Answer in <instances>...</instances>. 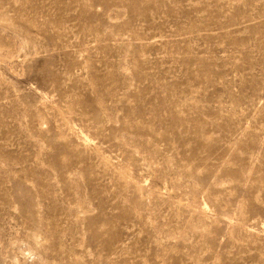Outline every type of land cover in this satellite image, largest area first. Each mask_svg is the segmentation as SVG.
<instances>
[{
    "label": "rangeland",
    "instance_id": "1",
    "mask_svg": "<svg viewBox=\"0 0 264 264\" xmlns=\"http://www.w3.org/2000/svg\"><path fill=\"white\" fill-rule=\"evenodd\" d=\"M0 264H264V0H0Z\"/></svg>",
    "mask_w": 264,
    "mask_h": 264
}]
</instances>
